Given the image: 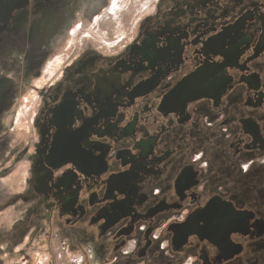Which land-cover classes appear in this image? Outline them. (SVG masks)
<instances>
[{
    "label": "flooded vegetation",
    "instance_id": "af4514ba",
    "mask_svg": "<svg viewBox=\"0 0 264 264\" xmlns=\"http://www.w3.org/2000/svg\"><path fill=\"white\" fill-rule=\"evenodd\" d=\"M17 1L27 36L51 0ZM156 6L39 92L33 227L91 264H264V0Z\"/></svg>",
    "mask_w": 264,
    "mask_h": 264
},
{
    "label": "rangeland",
    "instance_id": "374dc122",
    "mask_svg": "<svg viewBox=\"0 0 264 264\" xmlns=\"http://www.w3.org/2000/svg\"><path fill=\"white\" fill-rule=\"evenodd\" d=\"M158 1L51 0L26 36V5L0 0V264H79L87 258L81 246L65 252L62 239L49 240L45 230L33 227L38 206L30 185L39 92L80 56L130 44L140 24L155 15ZM17 84L23 85L18 94L12 88Z\"/></svg>",
    "mask_w": 264,
    "mask_h": 264
},
{
    "label": "crops",
    "instance_id": "0c3cea01",
    "mask_svg": "<svg viewBox=\"0 0 264 264\" xmlns=\"http://www.w3.org/2000/svg\"><path fill=\"white\" fill-rule=\"evenodd\" d=\"M8 242H10V241L8 240ZM47 245H48V244H47ZM48 250H51V249L48 247ZM69 250H77V249H76V247H75V248H74V247H73V248H69V249H67V247H66V249H64L65 252H67V251H69ZM88 262H89V261H88ZM88 262L85 261L83 257H81V258L79 259V264H89L90 262H89V263H88ZM90 264H91V263H90Z\"/></svg>",
    "mask_w": 264,
    "mask_h": 264
},
{
    "label": "built area",
    "instance_id": "2783aa9c",
    "mask_svg": "<svg viewBox=\"0 0 264 264\" xmlns=\"http://www.w3.org/2000/svg\"><path fill=\"white\" fill-rule=\"evenodd\" d=\"M86 249H87V251H88V253H89V256H90V258H91V262L94 261V255H93V252H92V248L88 245V246L86 247Z\"/></svg>",
    "mask_w": 264,
    "mask_h": 264
},
{
    "label": "water",
    "instance_id": "95a60500",
    "mask_svg": "<svg viewBox=\"0 0 264 264\" xmlns=\"http://www.w3.org/2000/svg\"><path fill=\"white\" fill-rule=\"evenodd\" d=\"M47 159H48V157H47ZM47 164H48V166L52 167V166L50 165V163H49V159L47 160Z\"/></svg>",
    "mask_w": 264,
    "mask_h": 264
}]
</instances>
